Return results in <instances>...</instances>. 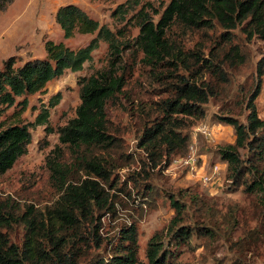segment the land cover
<instances>
[{"label":"trees","instance_id":"16d2710c","mask_svg":"<svg viewBox=\"0 0 264 264\" xmlns=\"http://www.w3.org/2000/svg\"><path fill=\"white\" fill-rule=\"evenodd\" d=\"M12 1L0 0V10ZM153 14L159 11L148 1L126 0L118 5L111 16L119 23L133 19L140 30L124 46L126 34L121 28L101 24L76 3L61 5L56 22L64 37L97 33L89 44L72 49L62 41L48 40L46 57L19 67L11 57L0 70L1 117L18 98L25 110L29 95L42 91L66 70H82L101 40L108 43L112 55L109 68L79 80L81 103L76 115L58 129L60 145L73 161H64L61 146L47 157L55 197L46 203L27 202L0 193V264H180L182 246H192L195 237L218 236L217 211L208 199L197 193L187 200L168 195L174 215L165 229L149 239L145 263L139 256L140 217L121 222L124 218L119 214L122 194L141 205V215L143 205L156 203L161 192L151 182L153 173L147 166L162 167L159 175L176 155H190L191 129L206 118L211 99L224 104L217 119L233 126L236 135L234 143L219 148L227 163L225 186L230 191L242 187L247 194L264 192V119L256 103L263 87L264 53L255 64V83L248 87V97L235 94L228 101L235 73L251 63L247 44L256 37L264 40V0H171L158 20ZM194 35L199 38L188 47ZM125 47L143 53L151 79L167 93L150 107L138 133L137 147L146 152L148 163L135 151H126L124 138L112 133L109 118V102L127 83L116 70ZM60 98L58 94L52 105ZM244 108L246 122L235 114ZM49 115L44 109L36 124H47ZM31 142L29 125L0 122V174L27 153ZM138 160L142 168L130 173L127 182L114 177L118 161L120 168L129 169ZM237 212L231 206L220 214L226 232L237 227ZM108 220L115 226L105 231ZM18 231L20 242L14 238Z\"/></svg>","mask_w":264,"mask_h":264},{"label":"rangeland","instance_id":"374dc122","mask_svg":"<svg viewBox=\"0 0 264 264\" xmlns=\"http://www.w3.org/2000/svg\"><path fill=\"white\" fill-rule=\"evenodd\" d=\"M125 1L13 0L0 10V70L11 57H14L16 67L22 66L30 59L46 57L45 44L48 40L62 41L72 49L89 44L97 33H76L69 39L64 37L61 27L56 22V11L63 3H76L101 24H107L112 29L121 28L126 34L122 38L125 46L126 43L133 41L140 31L135 20L119 23L111 16L118 5ZM143 1L151 2L156 7L159 14L153 16L158 20L171 0ZM132 14L130 13L128 18ZM198 38L196 35L190 38L187 41L188 47H193ZM247 45L251 63L235 73L228 101H233L235 94L246 99L249 95L248 87L255 83V64L264 53V40L256 37ZM123 51V61L116 65V70L119 75L125 76L127 83L123 92L108 104L112 133L124 138L126 151H135L148 163L146 152L137 147L138 133L146 113L150 112V107L167 93L158 81L151 79L150 66L143 60L144 55L137 47H125ZM111 56L108 43L101 40L99 47L93 52L92 60L86 62L82 70H66L62 76L48 82L42 91L29 95L28 107L25 110L19 104L22 98H18L15 105L8 108L0 117V122L6 125L17 122L27 124L32 133V142L28 145L27 153L21 156L10 170L0 174L2 195H9L22 201L27 199V202L42 201L41 203L50 202L55 197V192L49 185L47 157L56 147L61 146L64 161L69 164L73 161L71 153L66 151L65 146L60 145L58 129L76 115L77 107L81 103L79 80L109 68L112 64ZM58 94L61 95L60 101L52 105ZM256 103L259 115L264 119V77L261 94ZM223 108L224 104L220 100L211 99L206 105V118L198 120L191 129L189 151L198 160L194 168L180 155L173 157L159 175L158 171L162 167L153 170L147 166V171L153 173L151 182L161 192L152 207L148 204L143 205L145 211L141 215L139 211L141 205L125 194L120 196L119 214L124 218L121 222L131 216L140 217L139 256L145 263L149 239L156 232L165 229L174 215L168 195H176L187 200L188 196L197 193L208 199L217 211L216 221L220 230L214 239L195 237L192 246H182L180 264H264V192L247 194L242 187L237 191H230L225 186L227 163L221 158L219 148L234 143L236 135L233 126L217 119V115L224 111ZM44 109L49 110L48 123L37 125L36 119ZM235 114L241 121H247L245 108L238 109ZM201 127L210 129L211 135L204 134ZM114 157L119 160L118 156ZM141 163L142 161L138 160L129 169H123L119 167L118 161L114 177L118 175L122 182H127L130 173L141 170ZM217 163L222 169L219 173H214L213 166ZM203 175H208L210 180L204 182ZM128 184L131 186L133 183L130 180ZM231 206L238 208V225L234 230L226 232L227 226L221 222L220 214L226 213ZM114 226L115 223L108 220L105 231H110ZM17 234L14 238L20 242L19 231ZM99 252L102 253L103 250Z\"/></svg>","mask_w":264,"mask_h":264},{"label":"built area","instance_id":"2783aa9c","mask_svg":"<svg viewBox=\"0 0 264 264\" xmlns=\"http://www.w3.org/2000/svg\"><path fill=\"white\" fill-rule=\"evenodd\" d=\"M200 129L207 136L211 135V130L208 129L207 127H203V128L201 127ZM184 159H185V161L187 163H190L192 165V168H194V166H196L197 161H198L197 157H195L194 155H191V153H190V155L187 158H184ZM221 169H222V167L218 163L213 166V172L214 173H219ZM202 179H203L204 182H208L210 180V177L208 175H203Z\"/></svg>","mask_w":264,"mask_h":264},{"label":"crops","instance_id":"0c3cea01","mask_svg":"<svg viewBox=\"0 0 264 264\" xmlns=\"http://www.w3.org/2000/svg\"><path fill=\"white\" fill-rule=\"evenodd\" d=\"M70 3H73V2H70ZM62 5H64V3H63ZM60 6H61V5H60ZM60 6H59V7H60ZM59 7H58V8H59ZM56 12H57V11H56Z\"/></svg>","mask_w":264,"mask_h":264}]
</instances>
